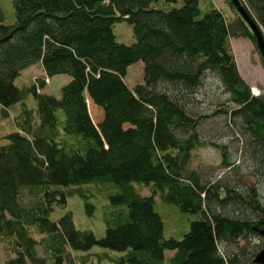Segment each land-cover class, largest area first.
<instances>
[{"label":"trees","instance_id":"obj_1","mask_svg":"<svg viewBox=\"0 0 264 264\" xmlns=\"http://www.w3.org/2000/svg\"><path fill=\"white\" fill-rule=\"evenodd\" d=\"M179 1L12 0L14 25L0 8V105L7 115L22 103L17 131L0 145V243L14 257L4 264H256L264 245L248 252L238 242L262 237L258 188L205 182L193 169L195 151L208 142L189 111L207 73L216 74L231 104L217 112L251 148L253 176L264 178V95L252 94L229 48L231 37L256 40L229 0L233 23L215 8L203 15L201 0ZM241 2L264 34V0ZM124 21L132 46L114 33ZM140 61L144 84L133 90L126 77ZM39 64L48 78H71L60 99L42 92L44 83L16 86ZM29 92L37 109L23 102ZM90 101L103 111L98 125ZM225 159L224 169L236 167ZM75 196L88 217L99 197L109 199L101 239L77 229L72 211L52 220ZM158 198L202 218L181 240L165 239ZM221 245L237 250L223 254ZM95 247L106 252L89 254Z\"/></svg>","mask_w":264,"mask_h":264},{"label":"rangeland","instance_id":"obj_2","mask_svg":"<svg viewBox=\"0 0 264 264\" xmlns=\"http://www.w3.org/2000/svg\"><path fill=\"white\" fill-rule=\"evenodd\" d=\"M183 0H180L177 7L181 5ZM0 8L2 9L5 17V23L7 25H14L16 22L14 7H12V0H0ZM217 9L224 14L229 23H233L237 19V14L229 7L228 0H201L200 9L202 14L210 12L211 9ZM114 33L117 36V41L121 45L132 46L135 44V36L133 29L126 21L115 23ZM229 48L235 56L238 64V70L241 77L252 88V94L255 96L264 95V63L261 60L259 50H257L256 44L248 38H236L231 37L229 39ZM144 64L140 61L137 64L131 65L127 73V83L133 90L137 85L144 84ZM207 77L203 82V86L200 88L198 95L193 97L191 104L189 105V111L191 115H197L202 119L201 133L203 140H206L208 144L205 147L195 151L193 159V169L201 172V175L205 182L209 179L215 180L222 178L225 182L230 183L232 186L242 191L246 187L257 186L260 193V201L264 205V178L255 177L251 169L253 162L251 159L252 150L249 146L244 145V138H242L236 131L235 127H231V123L227 117L217 111L231 107L230 96L227 95L223 86L220 83L216 74L207 73ZM50 84L47 85V76L41 64L38 66L29 68L15 81L16 86L21 89L29 91L34 85L41 86L42 83H46L41 91L48 95H53L58 99L61 98V89L64 86L69 85L72 80L69 76L61 74L60 76H54L49 78ZM257 90L258 92H255ZM31 109H37V103L33 93L29 92L26 99L23 101ZM92 108L90 110L93 122L99 124L102 121L104 114L101 109L90 101ZM22 103H18L8 109V114L4 115V107L0 105V145L7 144V141L3 138L11 133L17 131L15 124L16 118L21 112ZM203 117V118H202ZM218 146V147H216ZM216 147V148H215ZM224 155L226 159L235 163L236 167H240L241 171L237 173L235 168L224 169ZM225 159V160H226ZM110 190V188H109ZM144 196H149V190H143ZM67 209H56L52 220L56 221L61 216L67 213V210L72 211L74 214V222L76 228L83 231H92L98 239L105 236V224L103 215L105 212V206L109 203V199L106 197L98 199L96 201L97 212L94 216L88 217L85 210L84 202L80 197L75 196L68 199ZM94 201V200H93ZM95 202V201H94ZM157 211L164 221L165 239L174 238L181 240L183 236L190 230V224L194 221H198L202 218L201 215L183 214L177 207L161 204L160 199H157ZM250 219L256 220L260 217V214L250 216ZM240 247H247L248 252L254 247H262L264 239L262 237H251L250 242L239 241ZM220 251L225 254V251H236L237 247L232 246L225 247L221 245ZM106 252L98 247L93 248L89 254H101ZM39 254L42 255V249L39 248ZM173 254L167 252L166 258H170ZM114 256H120L118 253H114ZM14 257L9 252L7 246L0 243V264L13 259ZM91 264H98L94 261ZM102 264H110L104 262Z\"/></svg>","mask_w":264,"mask_h":264},{"label":"water","instance_id":"obj_3","mask_svg":"<svg viewBox=\"0 0 264 264\" xmlns=\"http://www.w3.org/2000/svg\"><path fill=\"white\" fill-rule=\"evenodd\" d=\"M233 5L234 8H236L237 12L243 18L248 26V28L251 30V33L256 40V47L257 50H259L261 55V60L264 63V34L257 24L256 20L251 18V16L248 14L247 9L242 5L241 0H229ZM261 235L264 237V230L261 231ZM256 264H264V250L256 255L255 259Z\"/></svg>","mask_w":264,"mask_h":264},{"label":"bare ground","instance_id":"obj_4","mask_svg":"<svg viewBox=\"0 0 264 264\" xmlns=\"http://www.w3.org/2000/svg\"><path fill=\"white\" fill-rule=\"evenodd\" d=\"M251 18H252V16H251ZM260 27V26H259ZM255 92H258L257 90H255ZM263 236V235H262Z\"/></svg>","mask_w":264,"mask_h":264},{"label":"flooded vegetation","instance_id":"obj_5","mask_svg":"<svg viewBox=\"0 0 264 264\" xmlns=\"http://www.w3.org/2000/svg\"><path fill=\"white\" fill-rule=\"evenodd\" d=\"M263 237V236H262ZM264 238V237H263ZM264 245V244H263Z\"/></svg>","mask_w":264,"mask_h":264}]
</instances>
